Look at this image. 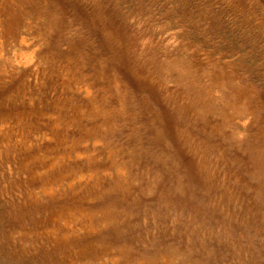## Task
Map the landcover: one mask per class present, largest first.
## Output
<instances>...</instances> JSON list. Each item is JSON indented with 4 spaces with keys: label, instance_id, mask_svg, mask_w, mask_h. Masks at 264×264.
Listing matches in <instances>:
<instances>
[{
    "label": "rangeland",
    "instance_id": "rangeland-1",
    "mask_svg": "<svg viewBox=\"0 0 264 264\" xmlns=\"http://www.w3.org/2000/svg\"><path fill=\"white\" fill-rule=\"evenodd\" d=\"M0 264H264V0H0Z\"/></svg>",
    "mask_w": 264,
    "mask_h": 264
},
{
    "label": "bare ground",
    "instance_id": "bare-ground-1",
    "mask_svg": "<svg viewBox=\"0 0 264 264\" xmlns=\"http://www.w3.org/2000/svg\"><path fill=\"white\" fill-rule=\"evenodd\" d=\"M22 27V26H21Z\"/></svg>",
    "mask_w": 264,
    "mask_h": 264
}]
</instances>
